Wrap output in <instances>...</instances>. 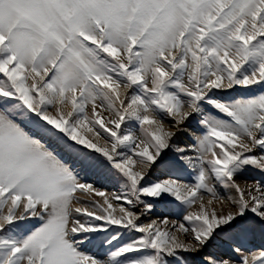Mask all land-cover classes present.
Returning <instances> with one entry per match:
<instances>
[{
	"label": "snow or ice",
	"instance_id": "snow-or-ice-1",
	"mask_svg": "<svg viewBox=\"0 0 264 264\" xmlns=\"http://www.w3.org/2000/svg\"><path fill=\"white\" fill-rule=\"evenodd\" d=\"M257 232L264 0H0V264H264Z\"/></svg>",
	"mask_w": 264,
	"mask_h": 264
},
{
	"label": "rangeland",
	"instance_id": "rangeland-1",
	"mask_svg": "<svg viewBox=\"0 0 264 264\" xmlns=\"http://www.w3.org/2000/svg\"><path fill=\"white\" fill-rule=\"evenodd\" d=\"M190 136H191V132H189L187 135H182L180 136L179 140L177 141V143L179 144V146L183 147L185 144L190 142ZM101 146H103L104 141L101 140L100 141ZM171 156V153H170ZM185 168L187 169L186 171H180L177 174L179 175V177L181 178L182 182H187V183H191L193 182L194 179V173H192V170L190 168H187V166H185ZM164 168L159 169L158 171H164ZM83 175V174H82ZM251 175L255 176L256 179H259V175L256 174L255 172L251 173ZM88 177H89V182L93 183L97 188L105 191L108 195L109 198L111 199V195L112 194H119L122 191L121 185L118 182L117 179H110L108 178V176L104 173H100V172H89L88 173ZM245 179H247L248 183H251L252 180L249 177H245V178H241V177H237L238 182H240L242 184V186L244 185ZM227 193H221V195H226ZM209 197L207 194H205V200H207ZM81 199H91V196L88 197H81ZM96 200L101 201L103 200L102 197H95ZM115 204V206L118 207L120 206V201H114L113 202ZM216 207L219 209L220 204L217 203ZM187 209L186 208H182V209H177L174 206L171 205H167L164 202H161L157 208L154 210V212L145 217L144 221L145 223L151 221V220H159V219H163V218H167L170 221L175 220V221H181L182 220V216L186 213ZM160 227H164V225H160ZM216 243H219V241H217ZM264 244V236H262L259 232H257L254 236V238L252 239V243L250 245H248V247L251 248L252 252L258 251L259 250V245ZM108 249L107 244H105V246L103 248L100 247L98 241L94 242L92 244H86L82 250L85 251L86 253L90 254V255H100L101 253H106ZM212 251H217L219 249H211ZM249 254L250 253H246ZM203 253L200 255L199 258L194 257L192 255H188L186 257L188 264H198V260L200 258L203 257Z\"/></svg>",
	"mask_w": 264,
	"mask_h": 264
}]
</instances>
